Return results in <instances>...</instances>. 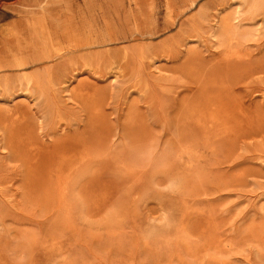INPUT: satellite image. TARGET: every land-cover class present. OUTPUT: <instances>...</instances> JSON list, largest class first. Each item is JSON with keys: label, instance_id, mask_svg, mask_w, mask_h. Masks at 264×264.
I'll return each instance as SVG.
<instances>
[{"label": "rangeland", "instance_id": "1", "mask_svg": "<svg viewBox=\"0 0 264 264\" xmlns=\"http://www.w3.org/2000/svg\"><path fill=\"white\" fill-rule=\"evenodd\" d=\"M16 6L0 8V264H198L215 240L222 264L264 261V11L46 0L42 32L11 29ZM31 41L53 59L20 68L7 50ZM22 74L45 81L22 91Z\"/></svg>", "mask_w": 264, "mask_h": 264}, {"label": "bare ground", "instance_id": "2", "mask_svg": "<svg viewBox=\"0 0 264 264\" xmlns=\"http://www.w3.org/2000/svg\"><path fill=\"white\" fill-rule=\"evenodd\" d=\"M232 1H234V3H236V4H239L240 2H243V1H246V0H232ZM251 1V3H252V5H253V8L254 9H257V10H259V9H261V10H263L264 11V0H250ZM51 3V2H50ZM246 3V2H245ZM49 4V3H48ZM243 4V3H242ZM16 5H19L21 8L18 10V12L21 14V16L19 17V19L18 20H16V21H14V22H11V23H9V27L11 28V29H15V27L17 26V25H19V26H23V24H25V25H28V26H31L32 24H37V22H39L41 25H42V32H44V29H45V25L47 24L46 23V0H0V8L2 7V8H4V9H6L7 8V10H10V9H8L9 7L10 8H13V9H15V6ZM51 6V5H50ZM17 7V6H16ZM23 7H25V8H28V7H38L39 8V10H38V14L37 15H33V14H30L31 13V11L30 10H27V9H23ZM35 9H37V8H35ZM51 9V8H50ZM253 9V10H254ZM11 11H12V9H11ZM30 14V15H29ZM18 15V14H17ZM3 17V16H2ZM15 17V16H14ZM17 17V16H16ZM236 17V16H235ZM234 19V18H233ZM220 21H222L221 23H220V25H215L216 26V30H218L219 31V29H221L220 31H224V30H231V32H232V34L234 33L237 37H239V38H242V39H247V38H249V35H250V30L247 28H243V27H241L240 28V26H238V24H234V23H232L230 20H229V18H227V17H225V18H223V19H221ZM217 23V22H216ZM219 23V22H218ZM51 24H53V23H51ZM50 24V25H51ZM60 24H62V23H60ZM59 24V25H60ZM243 25V24H242ZM55 26V25H54ZM219 26V27H218ZM26 27V26H25ZM32 27H34V26H32ZM57 27V26H56ZM47 29V28H46ZM48 30V29H47ZM54 30L55 29H53V32H54ZM215 30V28L214 27H212V29H211V31H210V35H211V37H215V35H216V33L218 32V31H216ZM25 31H26V29H25ZM22 32V31H21ZM24 32V31H23ZM56 32V31H55ZM216 32V33H215ZM225 32V31H224ZM2 33V32H1ZM26 33V32H25ZM63 33V32H62ZM44 34V33H43ZM64 34V33H63ZM225 34V33H224ZM58 35V34H57ZM228 35V34H227ZM11 36H13V35H11ZM25 36V35H24ZM29 36V35H28ZM52 37V36H51ZM56 38V37H55ZM14 39V38H13ZM16 39V38H15ZM15 39H14V41H15ZM58 39V38H57ZM74 39V38H73ZM7 41V40H6ZM50 41V40H49ZM56 41V40H55ZM69 41V40H68ZM67 41V42H68ZM246 41V40H245ZM16 42V41H15ZM30 42V41H29ZM35 42H36V40H35ZM228 42V41H227ZM39 43V42H38ZM50 43V42H49ZM19 44V43H18ZM18 44H16V45H18ZM34 41L32 42L31 41V43L29 44L28 43V45L26 46L27 48H28V50H24V48H19V47H15L14 49H10L9 47H6V50H7V48H9L10 50H7L8 51V53L7 54H9L10 53V55L12 56V60H14L13 62H15V60H16V63H15V65L16 66H18V67H20V68H25L26 66H33V65H35V64H38V63H42V64H45V63H48L49 61H51L53 58H50L49 57V55L47 56L46 55V53H45V50H46V46L44 45V44H40L39 46H37V47H34ZM230 44V43H229ZM20 45V44H19ZM50 45V44H49ZM74 45V44H73ZM64 46V45H63ZM66 46H68V45H66ZM26 48V49H27ZM55 49V48H54ZM69 49V48H68ZM71 50H73L72 48H71ZM48 51V50H47ZM72 52V51H71ZM51 53V55H52V52H50ZM81 53V52H80ZM49 54V53H48ZM18 55H19V57H18ZM50 55V56H51ZM14 56H16V57H14ZM60 56V55H59ZM63 56V55H62ZM62 58V57H61ZM236 61L237 60H235V64H236ZM0 62H3V59L2 58H0ZM227 64V63H226ZM234 64V65H235ZM17 68V67H16ZM54 68V67H53ZM70 72L69 73H71V75L70 76H72V75H75V73L78 71L77 69L79 68V66H78V63H71L70 64ZM56 71V70H55ZM66 71H67V68H66ZM68 71H69V69H68ZM55 73V72H54ZM47 74H48V67H44L43 68V76L44 77H46L47 76ZM68 75V76H69ZM29 76V74H22V75H19L18 77H17V80H18V88L19 89H21L22 91H28V92H30V91H33V90H35V89H38L39 87H42L41 85L44 83V81L45 80H43V79H37L36 77H28ZM4 81V80H3ZM47 84H49V80H47ZM3 87H6L7 88V85H6V83H5V85L3 86ZM33 131V130H32ZM71 140V139H70ZM70 140H69V142H70ZM79 141V140H78ZM42 142V141H41ZM76 142V141H75ZM74 142V143H75ZM81 143V142H80ZM69 144V143H68ZM42 145V144H41ZM69 145H71V144H69ZM68 145V146H69ZM68 146H66V149L68 150ZM75 146V147H74ZM74 146H73V148H74V151H78L77 153H79V147H80V150H82V147H81V145L77 142V143H75L74 144ZM38 147V146H37ZM71 147V146H70ZM89 147V146H88ZM39 149V151H41V152H43V151H46V149L43 147V146H40V148H38ZM69 149H71V148H69ZM84 149V148H83ZM73 150H71V152H72ZM69 152V151H68ZM70 152V153H71ZM48 153V152H47ZM69 153V154H70ZM82 154V153H81ZM76 155V154H75ZM44 159V158H43ZM66 163V162H65ZM74 163V162H73ZM67 165H69V162L67 163ZM70 165H72L71 163H70ZM70 167V166H69ZM66 168H68L67 166H66ZM13 189V188H12ZM11 189V190H12ZM14 190V189H13ZM15 191V190H14ZM18 196V195H17ZM16 196V197H17ZM22 196V195H21ZM20 196V197H21ZM23 197V196H22ZM26 197V196H25ZM10 199V198H9ZM17 200V199H16ZM16 200H14V201H16ZM18 200H20V199H18ZM21 201H22V199H21ZM21 203V202H20ZM15 204V203H14ZM19 205V204H18ZM16 206H17V203H16ZM17 208V207H16ZM21 210V209H20ZM21 212V211H20ZM40 236V235H39ZM44 236V235H43ZM46 236V235H45ZM212 239V238H211ZM207 240V239H206ZM222 242L223 241H217V240H215L213 243H210L209 244V246L213 249V251H212V254H209V255H204L201 259H200V261H198V264H217V263H219V264H222V261H221V259H223V258H221L222 256H221V254L223 253V252H226L223 248H222V246H223V244H222ZM213 244V245H212ZM208 246V247H209ZM209 247V249H211ZM207 249V248H206ZM201 250H203V249H201ZM199 251V250H198ZM205 251V250H204ZM196 252V251H195ZM230 252V251H229ZM200 253V252H199ZM206 253H207V251H206ZM15 254V253H14ZM198 254V253H197ZM226 254V253H225ZM228 254V253H227ZM193 255V254H192ZM195 255V254H194ZM195 256H197V255H195ZM253 256H255L254 258H252V261H251V263L250 264H264V261H262V260H260V257H258V255H253ZM252 256V257H253ZM226 257H227V255H226ZM225 259V258H224ZM194 263V262H193Z\"/></svg>", "mask_w": 264, "mask_h": 264}]
</instances>
